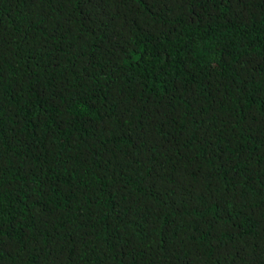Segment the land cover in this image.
<instances>
[{
    "label": "trees",
    "instance_id": "16d2710c",
    "mask_svg": "<svg viewBox=\"0 0 264 264\" xmlns=\"http://www.w3.org/2000/svg\"><path fill=\"white\" fill-rule=\"evenodd\" d=\"M0 264H264V0H0Z\"/></svg>",
    "mask_w": 264,
    "mask_h": 264
}]
</instances>
